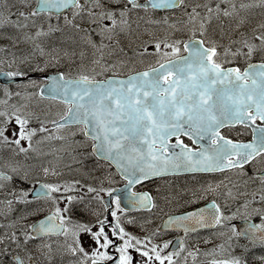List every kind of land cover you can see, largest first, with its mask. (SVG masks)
I'll list each match as a JSON object with an SVG mask.
<instances>
[{"label": "snow or ice", "instance_id": "1", "mask_svg": "<svg viewBox=\"0 0 264 264\" xmlns=\"http://www.w3.org/2000/svg\"><path fill=\"white\" fill-rule=\"evenodd\" d=\"M257 8L264 17V0H0V75L21 81L20 90L0 87V264H137L132 250L146 258L140 264H177L185 251L195 262L199 248L181 239L165 253L172 241L153 244L157 232L141 238L126 230L135 221L122 219L124 200L157 207L136 185L180 173L229 175L190 189L189 203L211 195L210 203L169 216L164 227L216 229L221 242L203 253L210 264H247L249 247L239 241L264 247ZM149 57L154 64L129 68ZM35 98L62 110L38 112ZM224 129L240 131L233 138ZM89 158L105 174L86 170ZM113 166L126 194L114 196Z\"/></svg>", "mask_w": 264, "mask_h": 264}, {"label": "flooded vegetation", "instance_id": "2", "mask_svg": "<svg viewBox=\"0 0 264 264\" xmlns=\"http://www.w3.org/2000/svg\"><path fill=\"white\" fill-rule=\"evenodd\" d=\"M39 99V98H37ZM43 104L45 102H49L47 100L42 101ZM224 134L229 135L233 138L237 137V131H240L239 129H224L222 130ZM240 139L248 140L251 139V133L249 132L246 136L239 137ZM184 139L185 143H189L190 141L187 139V137H182ZM175 138H173L174 142ZM58 144H53V146H56ZM48 148H45V151H47ZM53 160V156L49 155L44 158L45 161L47 160ZM65 163L68 162L67 157H65ZM29 163H34V161H29ZM96 159L95 158H89L84 161L85 169H93L94 174L96 176H101L105 174V170H95L96 166ZM107 172H111L113 175L114 182L111 184L112 188L117 189L118 191L114 193V196H119L125 193V184L126 182L120 177L119 173L116 172L115 167H111L107 169ZM225 175H229V173H180L176 175H167L164 177H156L153 178L150 182H145L143 185H136L135 188H133V191H149L153 197L155 198V202L157 204V207L155 209H152L151 211H147L144 209H134L131 207V205L128 203L127 200L122 201L121 207L126 209L125 215L122 217L124 221H127L128 219H133L135 221L134 224H127L125 223L126 230L133 233L134 235L140 236L143 238L145 235H149L152 232H157V235L153 238L152 243L153 244H159L163 245L166 241H172L173 243L169 246L168 249H165V253L177 251L179 250V242L181 239L185 243V247L187 250L194 251L195 249H200V254L197 255L195 262L193 261L192 257H188L187 260L184 259L185 256H187V251L182 252L181 256L179 258L174 257L175 260H177V264H203V261L210 262L212 257L211 256H205L204 252L210 251L213 247H215L217 244H219L221 241L219 238L216 237V229H206V228H198L195 232H189L187 235H185L183 228H179L176 226H168L164 227L166 219L170 215H178L180 213H186L188 211H194L197 208L205 207L208 203H210L212 196H207L206 199L200 200L196 204L189 203L188 201L191 199L190 195V189L193 188H199L200 185H205L207 182H218L219 180L223 179ZM72 176L65 170V175L63 176V179H71ZM79 178V177H77ZM234 180L237 179L235 176L232 177ZM51 179H57V178H51ZM91 182V181H89ZM107 186V185H106ZM167 197V199H165ZM105 199L109 200L111 198L107 197L105 195ZM114 207V205H113ZM99 210V209H98ZM234 210V209H233ZM119 214V213H118ZM243 220L237 219L233 221L237 225L238 228L242 227L240 223ZM254 222H259L258 219L254 218ZM159 230V231H157ZM209 241L206 243L205 241ZM240 244H247L248 246H251L249 242L245 239H241L239 241ZM253 247V246H252ZM253 250H258L260 255L264 256V247H261L259 245L253 247ZM235 254H241L243 252V249L241 248L236 249ZM250 252L251 249L249 247V255L247 253V264H251L250 262ZM132 254L137 262V264H140V261L142 258L139 253H136L134 250H132ZM158 264V262H157Z\"/></svg>", "mask_w": 264, "mask_h": 264}, {"label": "rangeland", "instance_id": "3", "mask_svg": "<svg viewBox=\"0 0 264 264\" xmlns=\"http://www.w3.org/2000/svg\"><path fill=\"white\" fill-rule=\"evenodd\" d=\"M262 10L261 9H259V8H257V9H255L254 10V23L256 22V21H258V20H260V19H262V18H264V17H261L260 15H259V13L261 12ZM165 13H163V12H160V13H157V18H159V16H161V15H164ZM176 15H179L178 13L176 14ZM133 27H135V25H133ZM158 32H162V30H157ZM120 39L121 40H123L124 38L123 37H120ZM0 43H2V44H6L7 43V41L6 40H3V41H0ZM133 47H134V45H133ZM126 49H127V46H126ZM129 55H131V52L129 51ZM118 57H112L111 59H117ZM154 60L152 59V58H146V63L145 64H141V63H138V62H134V61H130L129 62V68L132 66V64L133 63H135V68L136 69H138V68H142V67H146V65H147V63H153L154 64ZM75 68H76V66L75 65H71V66H69V65H62V70H64V71H71V73L72 74H76V71H75ZM129 68H125V69H123V71L125 72V73H127L128 71H129ZM34 75H37L35 78H32V79H42L40 76H39V74H36V73H34ZM27 82V81H26ZM26 82H24V83H26ZM2 86H4V85H0V87H2ZM12 90H14V91H16V90H20L19 88H18V84L16 85H11V86H9ZM30 91H33V90H35V89H29ZM32 106H33V108L36 110V111H38V112H44V111H49V110H51V112L52 113H55V112H57V111H60V110H62V105H55V104H50L49 102H45L44 104H43V102L41 101V100H39V99H37V98H35V99H33L32 100ZM56 146H58L59 147V145H56ZM48 148V146H45V148ZM51 147H55V146H53V145H51ZM248 247H250V249H251V252H250V255H251V257H250V262H252L251 264H264V261H261V260H259V259H257V257H259V255H260V253H259V251L258 250H253L254 248L252 247V245L251 246H248ZM242 250V249H241ZM236 251H238V250H236ZM205 253V252H204ZM248 255H249V251H248ZM204 257H205V255H204ZM203 264H210V262H207V261H203Z\"/></svg>", "mask_w": 264, "mask_h": 264}, {"label": "water", "instance_id": "4", "mask_svg": "<svg viewBox=\"0 0 264 264\" xmlns=\"http://www.w3.org/2000/svg\"><path fill=\"white\" fill-rule=\"evenodd\" d=\"M19 79L15 80V81H18ZM0 82L2 83H12L14 82L13 80H11L10 78H6L2 75H0ZM109 264H112V262H109Z\"/></svg>", "mask_w": 264, "mask_h": 264}, {"label": "bare ground", "instance_id": "5", "mask_svg": "<svg viewBox=\"0 0 264 264\" xmlns=\"http://www.w3.org/2000/svg\"><path fill=\"white\" fill-rule=\"evenodd\" d=\"M53 159H54V157H53ZM50 160V159H49Z\"/></svg>", "mask_w": 264, "mask_h": 264}]
</instances>
